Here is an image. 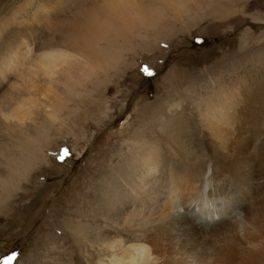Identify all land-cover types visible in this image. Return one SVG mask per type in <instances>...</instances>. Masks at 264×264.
Masks as SVG:
<instances>
[{"label": "rangeland", "instance_id": "374dc122", "mask_svg": "<svg viewBox=\"0 0 264 264\" xmlns=\"http://www.w3.org/2000/svg\"><path fill=\"white\" fill-rule=\"evenodd\" d=\"M65 1L0 0V50L7 45L12 29L20 36L30 28L37 35L31 48L34 59L50 49L67 50L72 56L70 51L76 48L65 36L91 16L77 0ZM122 1L131 3V9L124 12L122 27L113 16L115 30L100 28L103 42L96 41V34L93 39L79 41V48L88 41L89 48L95 50L91 48L87 54L91 65L70 69V81L65 79L68 75L59 73L56 83L48 84L44 75H33L34 61L26 64L24 74L34 77L31 84L35 93L47 98L45 105L55 104L56 113L50 115L52 119V108H41L39 117L45 130L31 145L40 146L43 155L37 153L38 160L29 166L24 181H19L0 203V264H106L105 235L106 229L112 228L100 218L105 207L99 199L103 179L110 169H118L132 140L139 139L138 132L157 138L156 121L173 120L184 127V131L177 129L180 135L173 138L174 142L190 134L187 146L201 153L203 139L191 107L206 113L207 100L215 95L219 99L215 103L224 102V107H213L212 111L220 113L239 109L235 99L243 89L264 96V0ZM64 2L71 11L64 16L72 20L73 15L75 26L55 16ZM42 5H47L44 10L51 11L49 15L38 11ZM23 6L25 13L17 16L13 25L25 19L32 21L35 13L49 17L56 27L59 24L58 31L50 32L45 24L35 21L18 31L15 26L8 27L3 34L2 22ZM93 25L86 33L96 29ZM11 74L0 93L10 85ZM49 91L59 97L53 100ZM242 117L234 120L240 123ZM159 142L167 157L164 138L159 137ZM63 149L69 154L61 161ZM211 168L212 162L205 161L204 171L210 173ZM232 200L229 196L226 199L229 207L241 206ZM118 238L126 237L118 234Z\"/></svg>", "mask_w": 264, "mask_h": 264}, {"label": "bare ground", "instance_id": "6f19581e", "mask_svg": "<svg viewBox=\"0 0 264 264\" xmlns=\"http://www.w3.org/2000/svg\"><path fill=\"white\" fill-rule=\"evenodd\" d=\"M65 2L55 16L75 26L77 20L73 21V15L72 20L64 16L71 12ZM76 3L84 5L83 11L91 17L65 36L68 44L76 48L70 51L72 56L67 50L50 49L34 59L31 48L37 35L30 28L20 36L12 29L9 37L6 36L7 45L0 50V87L9 82V73L14 77L0 93V203L19 181H24L29 166L38 160L37 153L43 155L40 146L41 149L31 145L45 130L41 126L43 118L39 117L41 108H52L49 116L56 113L55 104L45 105V96L35 93L31 84L34 77L24 74L27 62L34 61L33 75H44L48 84L56 83L59 73L68 75L65 78L68 81L73 76L71 68L91 65L87 54L91 48L95 49L89 48L88 41L79 48V41L93 39L96 34V41L103 42L101 27L115 30L113 16L122 27L124 12L131 9V3L122 0H77ZM45 7L39 6L38 11L49 15L51 11L44 10ZM21 13H25V6L15 9L2 22V30L15 26L14 21ZM31 19L17 22L15 30L39 21L50 32L58 31L59 24L56 27L49 17L34 13ZM92 23L96 29L86 33ZM59 43L65 48L62 38ZM51 93L53 100L57 99L58 95L55 98ZM257 94L241 90L235 99L239 109L228 108L220 113L212 111L213 107H224V102L215 103L219 100L215 95L207 100L206 113L190 108L203 139L201 153L187 146L186 138L190 134L185 140L174 142L173 138L180 135L177 129L184 127L173 120L156 121L160 135L157 138H149L142 130L138 132L139 139L132 140V147L127 149L118 169H110L103 179L99 199L105 207L100 218L112 228L106 229L104 250L109 256L106 264H264V96ZM239 116H243L242 121L237 123L234 119ZM159 137L166 142L167 157ZM181 151V157L176 159ZM207 160L212 162L210 173L204 171ZM228 196L238 200L241 206L229 207ZM250 199L254 201L248 203ZM118 234L126 238L120 239Z\"/></svg>", "mask_w": 264, "mask_h": 264}, {"label": "snow or ice", "instance_id": "6c2138e0", "mask_svg": "<svg viewBox=\"0 0 264 264\" xmlns=\"http://www.w3.org/2000/svg\"><path fill=\"white\" fill-rule=\"evenodd\" d=\"M144 72L148 76H151L152 75V73L150 71H144ZM62 153H63V155H61V157H60L61 161L64 159L65 156H67L69 154L67 149H63L62 150Z\"/></svg>", "mask_w": 264, "mask_h": 264}]
</instances>
